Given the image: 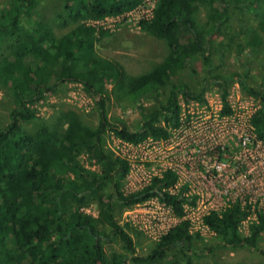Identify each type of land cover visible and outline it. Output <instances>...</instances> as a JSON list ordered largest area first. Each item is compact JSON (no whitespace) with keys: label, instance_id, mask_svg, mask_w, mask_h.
<instances>
[{"label":"trees","instance_id":"obj_1","mask_svg":"<svg viewBox=\"0 0 264 264\" xmlns=\"http://www.w3.org/2000/svg\"><path fill=\"white\" fill-rule=\"evenodd\" d=\"M45 2L14 0L0 12V84L12 90L15 100L9 123L0 129V264H155L174 250L181 255L178 264H193L202 253L196 248L202 237L191 231L185 217L184 204L190 200L187 186L178 187V174L167 168L144 187L126 192L122 180L130 162L107 149L106 137L111 133L134 145L148 138L167 139L182 124L181 96L206 103L205 92L212 83L222 84V112L232 113L228 84L236 78L261 103L250 120L257 137L264 140V0H158L144 25L149 34L167 41L169 52L133 78L132 97L147 96L157 102L149 111L140 109L135 124L109 115L106 83L109 79L116 83L126 73L117 62L97 56L99 28L91 21L125 14L146 0H64L61 15L71 27L61 34L38 18L37 9ZM206 4L210 14L200 21L198 15ZM235 7L254 23L251 34L238 46L240 53L247 50L263 57L258 84L247 74L224 75L214 62V38L233 18ZM197 58L202 59L204 71L200 81ZM188 69L195 87L186 77L179 78ZM67 82L81 84L94 97L99 123L89 125L77 112L67 111L59 118L63 130L48 122L35 133L27 130L22 122L36 117L32 104ZM83 150L94 152L101 172L80 162ZM92 195L101 207L100 219L81 207ZM153 197L168 205L179 221L143 255L119 222L117 209ZM244 216L246 211L234 205L222 215L209 213L205 223L224 244L259 249L264 215L249 235L240 230ZM114 239L119 250L108 252L105 243Z\"/></svg>","mask_w":264,"mask_h":264},{"label":"rangeland","instance_id":"obj_2","mask_svg":"<svg viewBox=\"0 0 264 264\" xmlns=\"http://www.w3.org/2000/svg\"><path fill=\"white\" fill-rule=\"evenodd\" d=\"M13 3L14 0H0V12L4 6ZM63 4L64 0H46L45 4L37 9L38 18L47 22L57 34L64 33L71 27V23L65 21L61 15ZM149 8H151V4L146 3L143 8L136 10L130 17L123 20L115 17L111 18L108 23L106 22L107 25H98L97 56L117 62L126 73L124 77L116 78V83L111 81L112 79L106 83L109 96L108 112L110 116L124 117L130 124H135L139 120L140 109L149 111L157 105L156 101L147 96H140L139 99L132 97L129 89L133 78L150 70L161 62L169 52L167 41L149 34L146 25H144ZM210 11L209 4L204 5L198 15L199 20L207 19ZM233 11V18L214 38V62L218 64V72L231 77L235 72L242 75L247 74L250 81L258 84V78L262 75L261 60L263 57L257 53H248L247 50L240 53L238 46L239 43L245 42L248 35L251 34L254 23L248 13L240 11L236 7L233 8ZM195 63L196 71L199 74L197 79L200 81L204 76L202 59H195ZM184 77L193 87L196 86V81L192 78L189 69L179 75L180 79ZM228 88L230 90L229 100L234 102L237 109H240V106L245 107L246 116L247 112L260 107L259 99L245 92L236 78L230 81ZM222 89L223 86L220 83L210 84L205 92L206 103L187 100L181 96L183 130L172 131L168 139L148 138L141 144L134 145L120 140L111 133L107 135V149L116 155L125 157L130 162L131 169L122 180V186L126 192L144 187L150 182L152 176L161 174L170 164H179L184 157L188 158L195 154H191L184 147L186 137L192 130L191 120L193 119L197 126L203 127V122L212 119L215 116V110L220 108ZM31 107L36 113V117L30 121L22 122V124L32 133L38 131L42 123L47 122L49 125L57 124L58 129L63 130L59 118L62 112L67 111L77 112L89 125L95 126L99 123V112L94 97L78 83L60 84L55 90L47 92L42 100L35 102ZM14 108L15 100L12 90L0 84V129L9 123V115ZM199 131L201 132V129ZM78 159L85 167L101 172L102 164L95 158L93 151L83 150ZM196 162L194 171L191 170V179L196 184H199L198 181L203 184L207 171H203L199 159ZM69 176L73 177L72 174ZM81 207L85 212L100 219L101 207L95 195L88 197ZM117 212L119 222L131 233L139 252L143 255L149 253L161 234L179 221V218L174 217L168 205L161 203L155 197L126 209L120 207ZM248 229L245 224L241 225V231L244 234L248 232ZM201 237L196 242V248L202 253L200 256L194 257L193 264H264V254L261 252L264 250V233L259 242V249L233 248L224 244L223 238L215 232ZM119 246L115 239L105 243L108 252L119 250ZM180 259V253L174 250L155 264H178Z\"/></svg>","mask_w":264,"mask_h":264},{"label":"built area","instance_id":"obj_3","mask_svg":"<svg viewBox=\"0 0 264 264\" xmlns=\"http://www.w3.org/2000/svg\"><path fill=\"white\" fill-rule=\"evenodd\" d=\"M157 1L146 0L144 3L151 4L146 18L152 16ZM144 4L125 14L92 20L91 23L98 27L99 24L107 25L111 18L123 20L143 8ZM230 103L232 113L224 114L221 102L215 116L203 122V127L191 120L192 130L184 147L195 154L167 167L178 174V187L187 186L186 195L190 200L184 204L185 217L191 222V231L199 232L201 236L213 232L205 223V217L211 212L222 215L229 207L239 205L246 211L240 224V230L242 224L249 228L245 235H249L251 226L259 222L260 214L264 215V140L257 137L250 120L258 108L247 112L246 116L245 107L237 109L233 101ZM174 130H183V116L181 126ZM197 159L203 171H207L203 184L200 181L196 184L191 179V170L194 171Z\"/></svg>","mask_w":264,"mask_h":264},{"label":"crops","instance_id":"obj_4","mask_svg":"<svg viewBox=\"0 0 264 264\" xmlns=\"http://www.w3.org/2000/svg\"><path fill=\"white\" fill-rule=\"evenodd\" d=\"M138 37H140V36H138Z\"/></svg>","mask_w":264,"mask_h":264}]
</instances>
